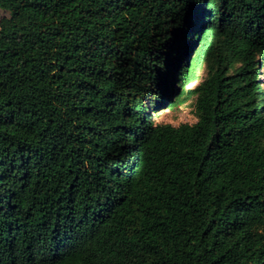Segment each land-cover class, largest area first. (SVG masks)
Instances as JSON below:
<instances>
[{
    "label": "trees",
    "instance_id": "16d2710c",
    "mask_svg": "<svg viewBox=\"0 0 264 264\" xmlns=\"http://www.w3.org/2000/svg\"><path fill=\"white\" fill-rule=\"evenodd\" d=\"M0 11V264H264V0Z\"/></svg>",
    "mask_w": 264,
    "mask_h": 264
},
{
    "label": "rangeland",
    "instance_id": "374dc122",
    "mask_svg": "<svg viewBox=\"0 0 264 264\" xmlns=\"http://www.w3.org/2000/svg\"><path fill=\"white\" fill-rule=\"evenodd\" d=\"M3 12L0 11V18L3 16ZM264 73V70H261ZM260 82L264 89V74L260 78ZM197 84L190 86V88L196 87ZM194 106L191 102L184 105H179L175 109L163 108L158 113L157 122L164 124H171L173 126H179L182 123H195L196 116L194 115ZM250 227L254 232H263L264 224L256 223L255 221H250Z\"/></svg>",
    "mask_w": 264,
    "mask_h": 264
}]
</instances>
